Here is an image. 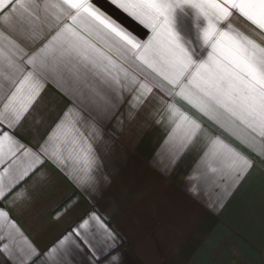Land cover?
<instances>
[{
  "label": "snow or ice",
  "instance_id": "1",
  "mask_svg": "<svg viewBox=\"0 0 264 264\" xmlns=\"http://www.w3.org/2000/svg\"><path fill=\"white\" fill-rule=\"evenodd\" d=\"M13 2L15 6L3 11ZM106 5L147 29V39H138ZM39 12L55 34L31 54L0 31V95L5 100L0 124L15 128L46 82L70 94L73 106L36 151L8 132L0 134V165L12 161L0 172V198L45 160L78 186L100 193L110 183L95 147L103 140L101 127L125 103V93L133 94L128 118L135 119L153 89L169 98H157L160 107L153 112L168 129L158 152L165 174L195 153L198 162L189 177L194 190L225 181L222 191L227 196L253 166L210 136L177 106V99L221 127L231 129L239 122L250 133L245 143L264 161V43L231 23L237 13L264 39V0H0V25L11 30L31 25L40 19ZM28 38H38L37 33L32 31ZM198 49L206 56L198 55ZM20 159L26 163L10 175ZM26 196L21 191L14 199ZM72 232L74 236L65 235L41 254L0 211V241H9L0 246V253L13 264H30L36 258L41 264H78L85 247L90 264H121L120 255L112 254L118 247L116 234L101 216L93 213Z\"/></svg>",
  "mask_w": 264,
  "mask_h": 264
},
{
  "label": "crops",
  "instance_id": "2",
  "mask_svg": "<svg viewBox=\"0 0 264 264\" xmlns=\"http://www.w3.org/2000/svg\"><path fill=\"white\" fill-rule=\"evenodd\" d=\"M13 6L14 2L3 11ZM106 6L138 39H147V29L111 9L110 5ZM38 15L40 19L33 20L31 25L18 26L15 30L0 25V31L31 54L55 34V29L49 30L43 13ZM231 23L264 43L259 29L237 13ZM186 28L188 35H193L190 20L186 21ZM32 31L38 38H28ZM197 54L206 56V51L198 49ZM132 96L125 93V103L120 105L113 119L104 122L103 140L95 144L103 159V172L110 179L100 193L78 186L65 171L45 160L0 198V211L8 214L9 220L41 254L65 235L74 236L72 230L95 213L104 218L116 234L118 247L112 254L120 255L121 264H264V161L245 143L249 130L239 122L231 129L221 127L190 105L176 100L177 106L200 122L210 136L253 162L229 195L225 196L222 191L225 181H221L220 186L196 191L189 180L198 162L195 153L186 155L167 174L158 155L168 129L158 122L153 112L160 107L157 98H169L159 89H153L148 104L139 110L135 119L129 120ZM4 102L0 95V107ZM72 106L70 94L46 82L21 122L13 129L0 124V134L8 132L36 151ZM11 163L6 160L0 165V172ZM24 163L25 159L17 160L10 175ZM5 179L7 181V177ZM21 191L26 192V198L15 200ZM3 231L7 236V229ZM4 243H9L7 238L0 241V246ZM89 256L85 247L77 258L78 264H90ZM0 264L13 262L0 253ZM30 264H41V259L36 258ZM100 264L106 262L102 260Z\"/></svg>",
  "mask_w": 264,
  "mask_h": 264
}]
</instances>
